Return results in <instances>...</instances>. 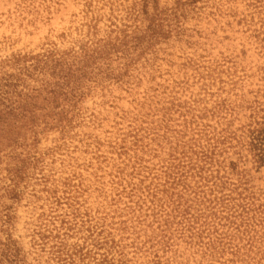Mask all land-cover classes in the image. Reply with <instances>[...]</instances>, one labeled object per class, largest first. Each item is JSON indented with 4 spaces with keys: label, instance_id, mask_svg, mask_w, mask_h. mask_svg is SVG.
Masks as SVG:
<instances>
[{
    "label": "rangeland",
    "instance_id": "obj_1",
    "mask_svg": "<svg viewBox=\"0 0 264 264\" xmlns=\"http://www.w3.org/2000/svg\"><path fill=\"white\" fill-rule=\"evenodd\" d=\"M0 264H264V0H0Z\"/></svg>",
    "mask_w": 264,
    "mask_h": 264
}]
</instances>
